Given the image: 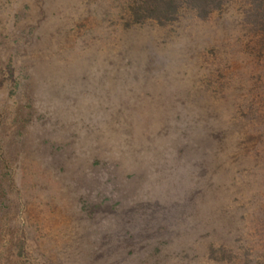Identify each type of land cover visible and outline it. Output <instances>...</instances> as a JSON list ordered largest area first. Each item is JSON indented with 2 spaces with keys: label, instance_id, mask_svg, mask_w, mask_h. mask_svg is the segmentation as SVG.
<instances>
[{
  "label": "rangeland",
  "instance_id": "374dc122",
  "mask_svg": "<svg viewBox=\"0 0 264 264\" xmlns=\"http://www.w3.org/2000/svg\"><path fill=\"white\" fill-rule=\"evenodd\" d=\"M133 1L0 0V264H264V0Z\"/></svg>",
  "mask_w": 264,
  "mask_h": 264
},
{
  "label": "trees",
  "instance_id": "16d2710c",
  "mask_svg": "<svg viewBox=\"0 0 264 264\" xmlns=\"http://www.w3.org/2000/svg\"><path fill=\"white\" fill-rule=\"evenodd\" d=\"M216 0H134L130 6L132 20L137 23L154 21L167 23L176 20L181 6L186 5L201 17L210 15L219 6Z\"/></svg>",
  "mask_w": 264,
  "mask_h": 264
}]
</instances>
